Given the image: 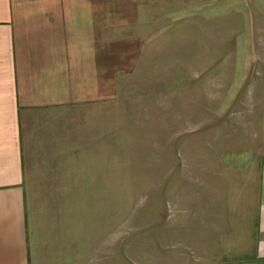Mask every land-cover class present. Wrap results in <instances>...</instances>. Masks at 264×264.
Masks as SVG:
<instances>
[{
	"label": "rangeland",
	"instance_id": "1",
	"mask_svg": "<svg viewBox=\"0 0 264 264\" xmlns=\"http://www.w3.org/2000/svg\"><path fill=\"white\" fill-rule=\"evenodd\" d=\"M136 1L103 36L106 98L29 150L30 264H247L256 203L231 193L238 155L263 160L264 0Z\"/></svg>",
	"mask_w": 264,
	"mask_h": 264
},
{
	"label": "crops",
	"instance_id": "2",
	"mask_svg": "<svg viewBox=\"0 0 264 264\" xmlns=\"http://www.w3.org/2000/svg\"><path fill=\"white\" fill-rule=\"evenodd\" d=\"M137 5L136 0H0V264L31 262L23 183L29 150L45 147L35 141L42 139L39 132L50 131L46 117L106 98V86L119 72V51L118 41L103 36L134 24ZM134 67L136 54L128 70ZM260 155L257 163L246 150L238 155L239 182L231 193L254 196L256 203L247 264H264V143Z\"/></svg>",
	"mask_w": 264,
	"mask_h": 264
}]
</instances>
